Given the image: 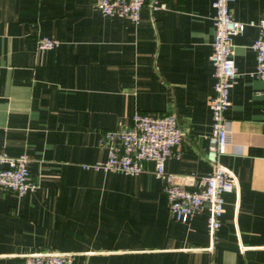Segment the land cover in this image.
Instances as JSON below:
<instances>
[{
	"label": "crops",
	"instance_id": "obj_1",
	"mask_svg": "<svg viewBox=\"0 0 264 264\" xmlns=\"http://www.w3.org/2000/svg\"><path fill=\"white\" fill-rule=\"evenodd\" d=\"M97 0H0V149L27 154L38 186L0 189V264L38 250L77 264H264V80L253 74L259 28L234 35L238 74L221 160L239 179L213 241L208 208L170 213L153 163L137 175L87 168L106 159L102 131L138 112H175L185 131L166 169L195 185L207 175L214 92L213 0H146L135 23ZM236 19L264 18V0H234ZM41 36L60 43L40 49Z\"/></svg>",
	"mask_w": 264,
	"mask_h": 264
},
{
	"label": "built area",
	"instance_id": "obj_2",
	"mask_svg": "<svg viewBox=\"0 0 264 264\" xmlns=\"http://www.w3.org/2000/svg\"><path fill=\"white\" fill-rule=\"evenodd\" d=\"M234 0H213L215 8V35L211 62L213 65L214 92L210 98L212 125L208 135L206 158L211 165L207 175L200 177L195 185L179 182L176 174L166 169L168 158L180 155V146L185 131L175 112L149 113L138 111L131 124L102 131L100 143L108 149L106 159L86 163L87 168L120 170L137 175L153 163L158 177L163 180L169 210L173 218L188 221L208 208V226L213 241L222 224L226 210L225 195L239 188V179L233 169L224 164L222 155L228 152L231 143L230 122L226 111L230 107L231 88L238 74L234 58L233 37L242 33L248 25H256L259 33L252 46L257 54L253 74L264 80V18L249 21L234 17L231 3ZM146 0H97L98 9L106 15H119L138 23ZM153 8L166 7L163 0H152ZM40 49L57 46L56 37L41 36L37 40ZM27 154L10 155L0 149V189L25 194L38 186L29 169ZM24 264H77L73 252L61 250H38L24 256Z\"/></svg>",
	"mask_w": 264,
	"mask_h": 264
}]
</instances>
